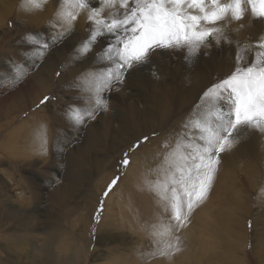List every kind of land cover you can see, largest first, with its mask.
Wrapping results in <instances>:
<instances>
[{"label": "rangeland", "instance_id": "rangeland-1", "mask_svg": "<svg viewBox=\"0 0 264 264\" xmlns=\"http://www.w3.org/2000/svg\"><path fill=\"white\" fill-rule=\"evenodd\" d=\"M49 7L50 6L47 2H42L40 7L31 8L30 11L32 15L30 16L34 17L36 21L38 20L37 22H40L39 25L30 23L33 25L24 27L25 25L19 19V21H14L15 19L11 15L5 18H1L0 16V79L6 77L7 80H13V78L19 74V77L21 78L20 80L23 79L21 82L27 83L28 78L35 75V68L33 69L31 62L43 64L53 59H60L58 56L65 55L66 58L71 57L69 56L71 55V52L60 51L62 49L60 47L66 44L64 40L65 33L60 31V24L53 23L48 18L47 10ZM14 11L15 8H13L11 12ZM105 12L108 14L107 10H105ZM106 14L103 13L105 17L107 16ZM229 19L231 20V24H227L226 22ZM254 21L255 18L252 16L249 8L243 19L236 21L229 17L224 21H221L218 26L223 28L224 31H227V35L231 36L234 35L235 32L242 33L243 29H249ZM33 36L41 42L47 40L50 44L51 37L56 36L62 38L58 39L56 43L51 44V46L44 51L42 56L36 57L33 50L39 45L33 42ZM222 40L223 39L220 40L219 45H217L215 40H212L215 43V46H211V41L209 46L201 47L196 56L199 57L203 54V57L209 58L211 52L213 55L223 52L227 44L223 43ZM103 43H107L106 39H102L98 45L96 44L94 46L95 49L92 50L95 51L94 58H96V53L101 49L100 46H102ZM78 45L79 42L75 43V47ZM207 48L208 51L206 52ZM57 52L59 53L57 54ZM164 53L165 55H162ZM164 53L157 51L152 54V61L147 66V75L151 74L150 76L160 77L162 76L160 70L161 66L172 68L174 65H172V63L178 60L179 63L182 61L185 62L182 64L178 63L179 65H188L187 63H189L190 66H194L196 64L194 63L196 61L195 56L188 57L183 50H167L164 51ZM203 57L200 56V58ZM199 62L203 61L199 60ZM63 63H65L64 60L61 61V66H57L54 77L51 80L50 86H52L53 89L41 99V101H44V98L48 97L49 99L47 101L44 103H41L40 101L29 110L24 111L25 113L20 114L22 110L25 109L23 105L25 99L17 97L18 95L13 96L7 103L10 106H7L5 109L6 112L8 111V117L0 119V242L2 244L6 239V234L17 225L15 224V218L7 219L5 210L9 208L11 212L13 211V215L15 214L16 216L18 215L19 218H22L21 220H23V224L27 225V227L30 224V226H32L38 223L36 227L37 229L34 230L33 233L34 235L36 234L35 237L37 236V238H41V235H43L42 233L44 232L43 227L51 223V219H55L54 221H56V219L58 220L57 225L62 234L60 235L59 243H57L58 245L55 246V250L52 251L56 256L58 255L61 257L62 262L59 259L55 264H114V261H118V259L120 261L125 259L126 262L124 261V264L158 263L164 258V255L162 256L157 248L155 242L157 237L154 235V232L161 230L162 226L168 223L170 213L165 211L163 202L157 197V194L153 189V182L155 183L157 181L159 172H157V170L154 171L151 167V163H146L141 169L143 172L140 171L143 176L145 175V178L143 177L144 182L141 185L143 189H139L137 188L139 181L134 183L136 178L135 174L137 173L131 172L130 169L133 166L131 164V158L132 156L137 157L141 155V151L144 147H148L147 143L154 138L160 137L161 141L164 142L159 147H156L165 153H168L171 145H175L179 140H170L164 135H159L160 132L162 133V131H164H160L161 128L153 129L155 132H152V134L147 136V140H144V137H141L136 142L128 145V147L121 153V156L117 159L119 152L114 149L110 150L111 147H109L111 144H116V140H114L115 138H105V143L100 147V150L89 151V154L96 159V162L100 164V167L93 169L83 167L82 170L81 168H77L78 171L76 172L82 173L85 176L78 185H75L72 200L74 204L78 206L76 207L77 209L71 214L61 216L58 209L53 206L48 192L52 191L59 185H68L69 181L64 178V172H66V168L68 171L70 169V166L68 165L70 162L69 154L74 152L81 142H84L85 137L89 132L88 126L90 125L88 124L95 122L94 124L98 125L100 116H102V114L105 115L106 113L105 116L109 114L112 119L116 115H114V113L124 116L122 108H120L117 103L118 101L116 102L110 95L112 91H115L117 94L120 89L127 87V83L130 80V75L128 73L134 71L132 69L128 70L124 76L123 82L116 85L108 94L106 110H99L95 114L94 119H89V121L86 120L82 126L64 128L59 121H56L53 118H44L47 113L42 107L45 104H49L51 105L52 110L60 113L63 111L68 112L70 108H73L75 103H73L72 100L83 97L81 96V92L83 87L86 86L85 82L87 77L83 80V78L81 79V76L83 72H89V68H84L83 70L82 68L80 69L78 65L74 64L71 66L72 68L69 67L67 71H70V74L73 73L70 77L72 79L69 78L72 82L70 85L64 79L61 81L59 80V77L61 76L62 78L66 77L64 74L65 72H63V70H65ZM168 70L170 72V69ZM168 70L165 72L169 73ZM164 78L167 79L166 76ZM20 84L24 85L23 83ZM6 88L7 87L2 88L1 91H5ZM57 88H60V90L61 88H64L69 92L68 94H60L59 89ZM33 95L34 94H32V96ZM32 96L30 97L32 98ZM72 96L73 99L71 98ZM14 99L16 100L14 101ZM39 122H43L44 124L43 129L45 130V134L42 136H36L35 131L30 129L32 126L39 127V125H37L40 124ZM3 123L6 124L2 125ZM26 129H28V131ZM66 134L69 136L67 137ZM125 139H127V137H118V140L121 142ZM61 140L64 142L63 144H61ZM138 141V146L133 148V145L137 144ZM65 144L67 145L65 146ZM16 148L18 150H16ZM101 150L103 151L100 152ZM110 152H113V156H111V164L104 167L103 165H106V162L103 160L105 158L104 155L110 154ZM125 153H127V159L129 160L127 166H124L121 163L125 158ZM259 154L260 160L254 164H250L258 170L256 176L249 177L244 173H231L226 170V177H232L231 179H233L231 194L235 195V198L239 200V206H233V202L228 200L226 194H224L230 193V191H221L214 199L215 187L212 184L209 191L211 195L207 197L212 203L208 202L210 203L209 206L211 205L212 215L208 218L209 225L206 229H199L195 242L186 249V253L194 257V260L192 261L194 263L191 262L192 264H264V150L259 152ZM116 159L117 162L115 164L114 162ZM113 163L114 166H112ZM53 164L59 165V174H57V172L54 173L52 170ZM162 167H164V165H162L161 168ZM218 168L215 175L218 176L216 179H219L224 183L226 178H219L223 170H220L221 167L219 165ZM74 171L75 169H70V175L75 176L76 174ZM111 173L114 175H111ZM128 173L132 176H129ZM110 175L112 176L111 178H109ZM117 177H119L117 183L112 186L111 191L108 193V195H112L111 197L114 199L109 201L110 197L108 195L105 196L104 193L108 190V186L112 181ZM126 179H129L130 182H125ZM107 180L109 181L103 186ZM49 181L50 183H48ZM226 183L227 185L230 184L228 181ZM101 186H103V189L101 192H98L99 187L102 188ZM132 186L135 187V191ZM128 189H132V193L134 192L133 195H131L132 197H129L126 200L123 197L124 199L119 204L120 198L125 194L124 192L126 190L128 192ZM97 192L98 195L96 196ZM153 194H155L157 198H154ZM95 196L96 202H94ZM107 199L109 200L107 201ZM207 199L205 201H207ZM101 201L103 202V207L99 212V218H97L98 209H101ZM145 203L149 205L155 203V205H152L151 207V205H144ZM106 204L109 205L108 209L106 208ZM93 205L95 211H93L92 216L90 217ZM149 207L150 209L152 208V212L154 209H158V213H151ZM159 208H164V210H162L163 212L159 211ZM195 209L191 213L189 222L185 227L194 222L197 224V218L199 216H197L198 209ZM27 215H31L33 219L28 218ZM138 217L141 220V224L137 228L134 221ZM101 221L102 223L99 225ZM155 223L156 226H153ZM225 223L229 227L227 232L223 230V225ZM84 224L88 225L87 230L85 229L86 225ZM110 227H112L110 233H113L114 236L112 242H108L107 240L106 242L102 241L99 244L96 243V241H98V230H106ZM140 228L142 230L141 233L138 231ZM183 228L175 231L174 235L180 238L179 234L183 231ZM37 233L39 235H37ZM87 242H89V251L88 256L85 259L83 245H87ZM1 244L0 247H2ZM93 248H95L94 251L92 250ZM171 253L172 252L169 253V256H171ZM35 254H37V252L34 253V256L35 258L38 257ZM7 255L8 252H4V250L0 248V264H5L4 260L8 257ZM43 256L44 255H42V257ZM169 261L170 262L166 261V264H173V259L170 258ZM52 263L53 262L50 264Z\"/></svg>", "mask_w": 264, "mask_h": 264}, {"label": "bare ground", "instance_id": "bare-ground-1", "mask_svg": "<svg viewBox=\"0 0 264 264\" xmlns=\"http://www.w3.org/2000/svg\"><path fill=\"white\" fill-rule=\"evenodd\" d=\"M42 2H47L48 5L50 6L47 10V15L50 21L56 24H60L61 25L60 31L62 33H65L64 40L66 44L65 43L64 44L66 46L63 44L64 46L60 47L63 50L61 49L60 51L61 52L62 51L71 52L70 53L71 55H69L71 57L66 58L65 55L64 56L62 55V56H58L60 58L58 60L53 59L54 61L51 60L43 64H39L38 62H36L38 64L31 62V65H33V69L35 68L34 69L35 75H32L31 78L29 77L27 80V83L21 82L23 81V79L20 80L21 78L20 77L17 78V76H15L13 80H7L6 77H2V79H0V119H3V118L5 119L8 117V113H7L8 111L6 112L5 109L7 106H10L7 103L9 99H11L13 96L18 95L17 97H21L25 99L23 103L25 109H23L20 114L25 113L24 111L29 110L31 107L39 103L41 99L44 96H46L51 91V89H53L52 86H50L51 80L54 77L57 66L58 65L61 66V61L63 60L65 61V63H63V65L65 66V70H63V72H65L64 74L66 77L62 78L61 76L59 77V80L61 81L62 79H64L70 85L72 82L71 80H69V78L73 75V73L70 74V71H67L69 67H71L74 64V65H78L79 68L80 69L82 68L83 70L84 68H89V72L87 73L83 72V74L81 73L82 74L81 79L83 78L84 80L87 77L86 82H85L86 86L83 87V90L81 92V96L83 97L79 99L76 98L75 100L73 99V96L71 97L73 99L72 100L73 103H75L74 107H80V108L87 107L88 104L90 103V96H91V93L87 90L91 87V85L89 84L91 74L93 72L100 71L105 66V62H100L96 58H94L95 51H91L87 55L80 54V46L82 42L88 37L89 32H90V23L88 21V13L84 11L77 12V18L74 21H71L69 23V21L65 17V13L75 11L71 7L70 0H42ZM13 8H15V11L11 12ZM31 8H33V6L29 5L26 2V0H22V1L0 0L1 18H5L11 15L14 17L15 19L14 21H17L19 19L25 25L24 27H28V25H33V24L34 25L40 24V22H37L38 20L36 21L34 17L30 16L32 15L30 11ZM104 14H106V12H104ZM226 22L227 24H231L230 19ZM30 23H33V24H30ZM225 33L227 35V31H225ZM227 37H228V40H225V39L222 40L223 43L227 44L225 50L224 51L222 50L223 52H220V53L215 52L217 53L215 55H213L211 52L209 55L210 56L209 58L203 57L202 56L203 54L200 55L203 58H200V56L199 57L195 56L196 61L194 63L196 64L194 66L193 65L190 66L189 63H187L188 65H185V64L179 65L184 62L182 61L179 63V60L172 63V65L174 64L172 68H169L167 66H161L160 70L162 72V76L160 77L162 78H160L156 74L155 75L158 78L155 76L154 77L150 76L151 74L147 75V66L151 63L152 56L150 58L149 64L144 65V66H135L132 68V70L134 71L133 72L130 71L128 73L130 75L129 76L130 80L127 83L128 86L120 89L117 94L115 93V91L114 92L112 91L110 95L112 99H114L116 102L118 101L117 103L119 104V107L122 108L124 112V116L114 113V115L115 114L116 115L115 117L113 116L114 118L112 119L109 114L105 116L107 114L106 113L105 115L102 114L100 118L98 117L102 124L100 123V121L98 125H95L94 124L95 122L88 124L90 125L88 126L89 132L87 136L85 137L84 142H81L77 146V148L74 150V152H71L69 154L70 162L68 165L70 166V169H75L74 172L76 175L75 176L70 175V169L68 171L66 168V172H64V178H66V180L69 181L68 185H63V186L59 185L58 187L54 188L52 191L48 192L51 202L53 203V206L58 209V212L61 213V216L71 214L75 211V209H77L76 207L78 206L74 204L72 200L73 195H74L75 185H78L79 182L83 180L85 176L82 173H77L76 171H78L79 168H81L82 170L83 167H89V169L100 167V164L96 162V159L92 155L89 154V151L90 150L92 151L100 150V147H102L105 143V138L107 137L110 139L115 138L114 140H116V144H111L109 147H111L110 150L114 149L119 152L117 155L118 156L117 159L121 156V153L128 147V145L132 144L133 142H136L141 137L149 136L150 134H152V132L154 133L155 131L153 129L161 128L160 131L162 130L164 131H162V133L160 132L159 135H164L170 140L175 139L183 143L188 139L187 133L189 132V129L185 128V124L188 123L190 118L195 117L198 113H202L205 110V106L202 101V97L204 93L213 84L217 83L219 80L223 79L225 76L231 73V71L234 69L235 64H236L235 57H236V53L238 49L242 51V54H244L248 58V60L252 59L254 52H255V42L258 41L261 37H264V21L255 19L254 23L249 29L247 30L243 29L242 33L235 32L234 35H231V36L227 35ZM77 42H79V45L75 47V43ZM105 44L106 43H103V45L100 47L102 48ZM211 46H215V43L213 41H212ZM93 49H95V47H93ZM207 51H208V48L206 52ZM58 53L59 52H57V54ZM162 55H165V53ZM199 60L203 62H199ZM168 69H170V72ZM167 70L169 73H166ZM165 76L167 77V79L164 78ZM20 83H23L24 85H21ZM5 87H7L5 91H1V89ZM57 89H59L60 94H68L69 92V91L67 92L64 88L63 89L61 88V90L60 88H57ZM32 94L34 95L32 96ZM30 96H32V98ZM16 99H14V101ZM51 108L52 107L49 104L43 105L42 109L47 113L44 116V118H48V119L53 118L54 120L59 121L64 126V128L65 127L69 128L72 126L71 123L67 119L68 112L63 111L62 113H60V112L52 110ZM87 120L89 121V119ZM39 123L40 124H37L39 125V127L32 126V128H30L35 131L36 136H42L45 134L44 133L45 130L43 129V126H44L43 122H39ZM5 124L3 123L2 125H5ZM26 130L28 131V129ZM68 136L69 135H67V137ZM119 136L127 137V139L121 142L118 140ZM30 142H33V141H30ZM63 143L64 142H62L61 144ZM162 143L164 142L161 141L160 137L154 138L149 143H147L148 147L146 146L144 147V149L141 151V155L137 157L132 156L131 164L133 166L130 169H131V172L137 173L135 174L136 178L134 180V183L139 181L137 188L143 189L141 185L144 182L143 177L145 175L143 176V174H141V172H143L141 171V169L144 167L146 163H151L152 165L151 167L154 169V171L157 170V172H159L158 178L161 177L162 170H163V167L161 168V166L162 165L165 166L164 158L168 153L171 152L172 148L176 145V144L175 145L172 144L169 152L165 153V152H162L158 148ZM66 145L67 144H65V146ZM16 150L18 149L16 148ZM263 150H264V135L260 134L256 130H250L249 132L245 133L240 138L239 142L236 143L235 146L231 150L227 151L226 153H222L221 162L219 166L223 168V169L220 168V170H223V172L219 178L222 179V177H225L226 181L223 183L219 179H216L218 176H215V180L213 181V185L215 187V192H214L215 194L213 193L215 195V197L213 196L214 199L216 198L217 194H220L221 191L222 192L230 191V193H224V194H226V197L228 200L233 202L232 203L233 206H239L238 204L239 200L235 198V195L231 194V190H232L231 188L233 186V179H231L232 177L231 178L226 177V173L227 171L231 173L240 172V173L247 174L249 177L256 176L258 174V170L254 166H251L250 164H254L255 162L260 160L259 152H262ZM102 151L103 150H101L100 152ZM112 153L110 152V154L104 155L105 158L103 160L106 162V165H103L104 167H107L111 164V161H112L111 156H113ZM117 159L114 162L115 164L117 162ZM114 163L112 166H114ZM52 170L54 171V173L57 172V174H59V171H60L59 165L53 164ZM111 175H114V174L111 173ZM111 175L109 176V178L112 177ZM129 176H132V175H129ZM126 177H127V174H126ZM50 181L48 183H50ZM108 181L109 180H107L103 184V186ZM227 181L230 183L229 184L230 189H229V185H227L226 183ZM125 182H130V180L126 179ZM153 185H154V182H153ZM103 186H101L102 188L99 187L98 192H101V190L103 189ZM132 188L134 190L135 187L132 186ZM98 192L96 196L98 195ZM124 193L125 194H123L122 197L120 198L119 204L124 198L126 200L127 198L132 197L131 195H133L134 192L132 193V189H128V192L126 190ZM210 195L211 194L209 192L208 196ZM96 196H95L94 202H96ZM111 196H109L110 200L107 199V201L108 200L111 201L114 199ZM153 197L157 198L158 195L156 197V195L153 194ZM208 202H210L209 199H207V201L202 202L198 207H196L198 209L197 216H199L197 218L198 219L197 224L196 222H194L193 223L194 225L193 224L187 225V227H184L183 231L179 234L180 235V242H179L180 250L177 252H172L171 256L167 254L168 257L167 255H164V258L160 262L152 263V264H166V261L170 262L169 261L170 258L173 259L172 261L173 264H188V263L192 264L194 263L192 262L194 260V257L186 253L187 252L186 249L192 243L195 242V239L197 238L196 235H198L199 233V229H203V228L206 229V227L209 225L208 218L209 216L211 217L212 215H211V205L209 206L211 202L210 203ZM155 203L150 204L151 207L152 205L154 206ZM94 205H93V210L90 213V217L92 216L93 211H95ZM144 205L150 206L147 203H145ZM106 208L108 209L109 205L106 204ZM151 209L149 210L151 211V213H154V214L155 212L156 214L158 213V209L156 210L153 208L154 209L153 212ZM162 210H164V208H161L159 211L163 212ZM12 212L9 208L5 210L7 219L15 218L14 219L15 224L17 225L13 227V229L10 230V232L6 234L5 241H3L2 244L0 242L2 246L0 248L4 250V252L5 251L8 252V255H7L8 257L4 260L5 264H50L51 262L55 264L57 260L58 261L59 259L61 260V257H59L58 255L56 256V254L53 253V251L55 250V246H57L58 245L57 243H59L60 235L62 234L59 231V228L57 225L58 223L57 219L56 221H54L55 219L54 220L51 219V223H49L50 222L49 221L48 222L49 224L43 227L44 232L42 233L43 235H41V238L39 237L37 238V236L35 237L36 234L34 235L33 233H34V230L37 229L36 227L38 223L32 226H30L31 225L30 224L27 227V225L23 224V220H21L22 218H19L18 215H17L18 217L15 214L13 215ZM27 216L28 218L33 219L31 215H27ZM102 221L99 223V225L102 223ZM134 224H136L137 228L141 224V220L139 217L134 221ZM153 226H156V223ZM87 227L88 225L85 226L86 230L88 229ZM110 230H112V227L106 230H98L97 232L98 241H96V243L99 244L100 242L102 241L106 242L107 240L108 242H112V238H114V236H113V233H110ZM223 230L226 232L229 230V227L226 223L223 225ZM138 231L141 233L142 232L141 228L138 229ZM37 235L39 234L37 233ZM94 249L95 248H93L92 250L94 251ZM83 251H84L83 253L85 254V259H86V257L88 256V251H89V242H87V245H83ZM35 252H37V254L35 255L38 256L36 258L34 256ZM42 255L44 256L42 257ZM124 261L125 259L121 261L118 259V261L117 260L114 261L115 262L114 264H124Z\"/></svg>", "mask_w": 264, "mask_h": 264}, {"label": "snow or ice", "instance_id": "snow-or-ice-1", "mask_svg": "<svg viewBox=\"0 0 264 264\" xmlns=\"http://www.w3.org/2000/svg\"><path fill=\"white\" fill-rule=\"evenodd\" d=\"M26 2L40 7L42 0ZM70 4L75 11L65 13L69 23L77 18V12L88 13L90 32L80 46V54H89L102 39L107 41L96 53V59L105 66L91 74V87L87 89L90 103L68 110L67 119L75 127L94 119L99 110H106L107 94L123 82L128 70L149 64L153 53L183 50L194 57L212 40L217 45L221 39L228 40L219 23L229 17L239 21L249 8L255 19L264 21V0H70ZM61 38L51 37V44ZM32 40L39 45L33 50L36 57L51 46L47 40L41 42L34 36ZM235 59L231 73L204 93L205 110L185 124L188 139L178 141L165 156L162 175L153 185L165 211L170 212L168 223L154 232L162 256L180 250V238L174 232L185 227L194 209L207 199L221 154L231 150L250 130L264 135V37L255 42L251 60L239 49ZM124 155L121 163L127 166V153ZM117 179L108 186L105 196ZM102 207L101 201L97 218Z\"/></svg>", "mask_w": 264, "mask_h": 264}]
</instances>
